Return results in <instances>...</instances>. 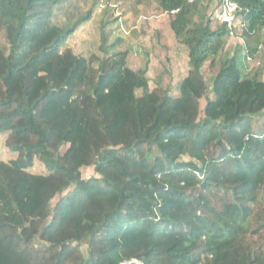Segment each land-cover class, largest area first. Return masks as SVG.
<instances>
[{
	"label": "trees",
	"instance_id": "obj_1",
	"mask_svg": "<svg viewBox=\"0 0 264 264\" xmlns=\"http://www.w3.org/2000/svg\"><path fill=\"white\" fill-rule=\"evenodd\" d=\"M62 1L0 0V134L17 154L0 161V264H264V63L248 72L264 0H233V56L214 5L157 0L188 54L178 98L104 32L94 73L64 54L93 10L58 26L45 11Z\"/></svg>",
	"mask_w": 264,
	"mask_h": 264
},
{
	"label": "rangeland",
	"instance_id": "obj_2",
	"mask_svg": "<svg viewBox=\"0 0 264 264\" xmlns=\"http://www.w3.org/2000/svg\"><path fill=\"white\" fill-rule=\"evenodd\" d=\"M89 10H93L92 19L69 39L62 50L64 54L84 59L91 73H94L103 57L101 34L104 32L107 37L106 47L118 43L111 55L127 54L131 69H147L151 89L158 85L164 90L170 87L172 96L180 97L179 86L189 74L188 54L174 36L170 19L161 12L157 0H63L61 4L47 8L45 13L50 21L61 26L76 21ZM207 13L214 26L221 24L215 18L212 6L208 7ZM261 38L264 42V34ZM242 44L236 38H227L225 52L233 56ZM263 63L264 56L257 54L254 60L249 61L248 72L253 74ZM217 70L215 68L214 73ZM6 142V134H0V161L7 163L16 159L17 154L9 150ZM67 149L68 146H64L61 152L65 153ZM29 171L35 175L46 174L44 165L37 160ZM82 174L86 181L99 178L93 166L83 168ZM263 215L262 212L260 217ZM250 242L254 251H264V230L258 236L250 237ZM36 245L40 247L41 243L37 241Z\"/></svg>",
	"mask_w": 264,
	"mask_h": 264
},
{
	"label": "built area",
	"instance_id": "obj_3",
	"mask_svg": "<svg viewBox=\"0 0 264 264\" xmlns=\"http://www.w3.org/2000/svg\"><path fill=\"white\" fill-rule=\"evenodd\" d=\"M198 1L205 5H214L216 8L214 11L215 18L219 20L221 24L226 25L229 32V37L232 39L236 38L244 43L242 34L246 25L240 19L241 9L236 2L233 0H186V2L191 5ZM176 12H172V14H175ZM164 15L168 16L166 13ZM239 31L241 32L240 36H238ZM134 262L136 264H140L138 261Z\"/></svg>",
	"mask_w": 264,
	"mask_h": 264
}]
</instances>
